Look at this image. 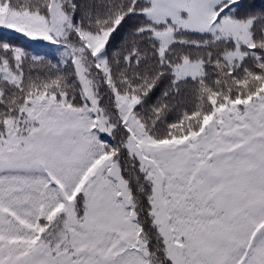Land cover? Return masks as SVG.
Returning a JSON list of instances; mask_svg holds the SVG:
<instances>
[{
    "label": "snow or ice",
    "instance_id": "6c2138e0",
    "mask_svg": "<svg viewBox=\"0 0 264 264\" xmlns=\"http://www.w3.org/2000/svg\"><path fill=\"white\" fill-rule=\"evenodd\" d=\"M0 34V264H264V0H0Z\"/></svg>",
    "mask_w": 264,
    "mask_h": 264
},
{
    "label": "trees",
    "instance_id": "16d2710c",
    "mask_svg": "<svg viewBox=\"0 0 264 264\" xmlns=\"http://www.w3.org/2000/svg\"><path fill=\"white\" fill-rule=\"evenodd\" d=\"M0 39H12V37H4L2 34H0ZM15 42H22V38L17 39Z\"/></svg>",
    "mask_w": 264,
    "mask_h": 264
}]
</instances>
